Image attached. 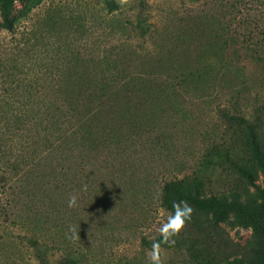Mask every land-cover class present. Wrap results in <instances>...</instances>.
Instances as JSON below:
<instances>
[{
  "label": "rangeland",
  "instance_id": "374dc122",
  "mask_svg": "<svg viewBox=\"0 0 264 264\" xmlns=\"http://www.w3.org/2000/svg\"><path fill=\"white\" fill-rule=\"evenodd\" d=\"M116 1L119 9L112 15L102 0L16 2L13 16L21 21L12 33L0 29V133L3 111L13 104L18 87L42 99L47 82L56 87L66 80L55 70L59 47H71L92 69L100 58L113 57L127 75L150 73L159 82L163 75L177 87L171 105L138 95L122 101L121 107L131 109L120 122L123 128L132 126L134 116L141 126L119 137V143L92 138L96 150L89 144V167L100 168L104 177L76 181V206H68L72 195H66L58 220L45 225L43 241L52 263L71 252L80 264H149L151 247L143 239L151 246L160 240L159 227L171 212L161 202L164 182L196 173L210 186L207 192L254 190L230 161L213 169L201 163L212 147L227 149L233 143L227 116L258 117L264 131V0ZM138 19L148 28L144 37L135 30ZM181 74L188 76L183 85ZM84 81L80 78L78 84ZM149 113L155 115L152 122L144 115ZM108 115L103 126L114 122L112 112ZM237 163L261 184L252 162ZM1 165L0 264H37L22 243L9 246L17 234L30 233L14 226ZM192 208L191 221L172 238L174 243H161V264H227L234 259L264 264V246L250 228L217 223L210 213ZM17 250L20 261L14 256Z\"/></svg>",
  "mask_w": 264,
  "mask_h": 264
},
{
  "label": "trees",
  "instance_id": "16d2710c",
  "mask_svg": "<svg viewBox=\"0 0 264 264\" xmlns=\"http://www.w3.org/2000/svg\"><path fill=\"white\" fill-rule=\"evenodd\" d=\"M25 1L0 0V29L11 33L15 30L22 18L13 16L15 3ZM102 4L108 15L119 9L116 0H102ZM135 30L144 37L148 28L138 19ZM54 60L58 63L55 69L57 75L73 80H63L56 87L47 82L44 88L47 94L42 99L25 95L27 89L18 87L13 93V104L3 111L5 126L2 128L4 132L0 133V163L3 176H7L6 184L9 183L12 221L16 229L30 233L29 237L17 234L9 246L17 247V242L22 243L37 264H80L81 258L71 252L64 253L61 259L52 263L49 246L43 241V232L48 222L58 220L57 213L64 210L61 203L66 195H75L76 189L72 185L76 181L94 175L104 177L100 168L94 171L93 167H89V144L96 150L95 145L92 147L90 143L92 138L119 143L127 131L132 132L141 126L134 116L132 126L126 125V130L123 128L125 125L120 122L127 118L131 109L121 107L122 101L138 95L148 102L160 99L171 105L177 87L168 84L169 79L163 75L159 77L164 79L160 82L154 81L150 73L147 76L127 75L113 57L100 58L96 63L98 66L92 69L86 65L84 57L71 47H59ZM80 78H85L84 84H78ZM187 80L188 76L181 74L178 82L183 85ZM54 89L58 90V94L54 93ZM109 112H112L114 122L103 126L102 118L109 116ZM144 115L151 117L148 122L155 119L154 113ZM226 118L232 126L233 143L227 149L212 147L205 154L201 166L213 169L230 161L246 184L254 189L253 192H207L210 186L194 173L163 183L160 191L162 206L172 211L173 203L185 200L191 206L210 213L217 223L230 222L250 228L264 246V131L258 117L254 121L237 115ZM94 120L99 122L98 126ZM238 161L252 162L260 172L261 184H257L248 168ZM47 211L48 217L45 216ZM143 243L151 247L145 239ZM19 255L17 250L14 256L18 261ZM227 264L243 263L234 259Z\"/></svg>",
  "mask_w": 264,
  "mask_h": 264
},
{
  "label": "clouds",
  "instance_id": "9594fccd",
  "mask_svg": "<svg viewBox=\"0 0 264 264\" xmlns=\"http://www.w3.org/2000/svg\"><path fill=\"white\" fill-rule=\"evenodd\" d=\"M77 204V197L71 196L68 206L74 207ZM193 213L192 206L185 200H180L172 205V211L167 215L166 221L159 227L161 239L152 243L151 249L147 253L149 264H161L160 251L161 243H174L173 237L177 236L191 221Z\"/></svg>",
  "mask_w": 264,
  "mask_h": 264
}]
</instances>
